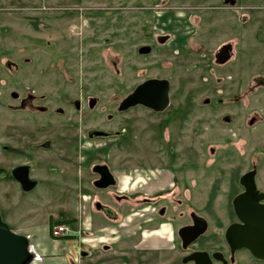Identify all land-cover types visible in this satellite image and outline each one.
<instances>
[{"label":"rangeland","instance_id":"374dc122","mask_svg":"<svg viewBox=\"0 0 264 264\" xmlns=\"http://www.w3.org/2000/svg\"><path fill=\"white\" fill-rule=\"evenodd\" d=\"M226 45L230 59L218 65L215 55ZM147 79L169 82L168 109L118 111ZM258 117H264V0H235L232 7L222 0H0L5 216L16 209L19 220L35 216L37 224L63 206L71 211L65 216H75L80 185L92 191L94 165H107L121 187L125 176L141 184L142 168L158 163L157 153L179 148L181 181L196 177L198 213L208 224L195 246L219 248L225 180L242 154L247 161L258 151L264 157V123L249 127ZM94 129L116 133L89 138ZM19 165H29L38 181L31 192L11 178ZM112 207L120 225V204ZM237 256L238 264H264L245 250Z\"/></svg>","mask_w":264,"mask_h":264},{"label":"flooded vegetation","instance_id":"af4514ba","mask_svg":"<svg viewBox=\"0 0 264 264\" xmlns=\"http://www.w3.org/2000/svg\"><path fill=\"white\" fill-rule=\"evenodd\" d=\"M13 97H15L14 94ZM75 107H77V104H75ZM168 107L169 103L164 111H166ZM143 108L149 113L154 114H161L164 112H154L145 107ZM263 119L264 117L253 118L249 127H253L256 123H264ZM96 131L105 130H91L88 132V137L105 138L96 136L94 134ZM111 133L112 135L109 137L115 136L116 132ZM179 152V148L168 149L165 154L167 156L166 160L162 157L165 156L162 154L163 152L157 153V156H161L158 158V163H148L145 165V168H142L141 172L143 174H141V184H136L138 180H135V177L133 179L131 176H125L127 179L121 187L120 181L116 179L113 171L107 165L96 164L92 167V173L95 175V179L91 182L92 191L90 193L85 192V190L80 189L83 188L80 185L78 193L79 201L88 203L92 213L91 218H93L96 224L98 221V224L104 221L116 223L119 214L112 205L120 204L119 212L121 213V219L127 218L128 222L133 221L134 223L133 227H129L132 232L129 236L132 244L126 249H110L111 246L105 244V239H103V234L107 230L105 227L93 228L90 225L88 229H83L82 225L79 227L78 236L81 238L82 243H89L85 245L87 250L82 251L83 254L95 258L96 255L90 243L99 240L102 245L97 251L109 252V258L119 264H144L146 262L152 263L153 261H155V264H191L189 262L183 263V261L196 251L206 252L211 264H221L223 260L226 261L227 264L240 263V258L237 254L245 249H238L232 252L225 241L224 234L230 225L239 222L232 202L235 197L246 192V186H248L250 182L254 184V192H256L255 194L258 197V205L264 206V157H262L261 152L258 151L253 154V156H256L253 162L252 158L247 161L246 155L242 154V164L235 169L232 179L229 178L225 180L227 198L223 215L226 220V225L223 231L221 245L219 248L215 246L212 247V249H204L203 246H195L200 236L194 241L184 244L187 239L185 236L179 235V232L183 228L194 226L196 217L205 218V216L198 213L195 201L197 199L198 186L196 177L181 181V178H183L181 174L184 172L183 169L186 168H182L181 153ZM98 167H105L111 176L110 183L106 184L104 187L96 186L97 183L104 185L106 181L101 172L96 170ZM29 168L30 174L31 167L29 166ZM130 173L131 171H129V174ZM183 193L188 194L184 196L185 199ZM138 205H141V208L137 209ZM248 206L247 203H243L240 206V210L243 211L244 208L247 209ZM209 208L210 205L205 206V211H207V213H209ZM183 217L186 221L181 223ZM65 224L69 227V234L66 237L72 238L75 236L73 235V228L76 222L68 220V223ZM124 226L128 225H120L121 228ZM207 228L208 224L206 222V230ZM51 229L52 228H50V234ZM141 243H144L142 247L140 246ZM250 257L252 256L250 255ZM118 258L121 260H118Z\"/></svg>","mask_w":264,"mask_h":264},{"label":"water","instance_id":"95a60500","mask_svg":"<svg viewBox=\"0 0 264 264\" xmlns=\"http://www.w3.org/2000/svg\"><path fill=\"white\" fill-rule=\"evenodd\" d=\"M224 5L230 7L235 5V0H222ZM148 52L147 48L140 49V53ZM231 47L223 46L215 55L216 64L222 65L230 59ZM169 82L165 79H147L138 84L119 104L118 111L125 112L136 106H142L154 112L164 111L169 103ZM96 136L109 137L111 132L96 131ZM29 166H16L11 170V177L15 180L23 193H28L36 186V181L29 178ZM106 180L104 185L110 183V175L105 167H98ZM107 182V183H106ZM99 184V185H98ZM254 184L250 182L246 186V192L240 194L233 200V207L238 223L230 225L225 231L224 238L231 251L245 249L255 259L264 260V206L258 205V197L254 192ZM243 203L249 205L247 209L240 210ZM206 222L196 217L194 226L183 228L179 235L185 236L187 241L184 244L194 241L204 234ZM184 233V234H182ZM28 239L12 232L0 215V264H30L33 254L28 248ZM214 257V256H213ZM211 264L206 252L196 251L187 257L183 263ZM221 264H227L221 261Z\"/></svg>","mask_w":264,"mask_h":264},{"label":"crops","instance_id":"0c3cea01","mask_svg":"<svg viewBox=\"0 0 264 264\" xmlns=\"http://www.w3.org/2000/svg\"><path fill=\"white\" fill-rule=\"evenodd\" d=\"M37 202V204L43 203L41 201ZM44 202L46 204L54 203L51 199H47ZM66 203L68 205L70 202L66 200ZM76 203L78 204L77 215L72 217L65 216V214L70 211V207L68 206L65 209V206H63L60 212L56 211L55 214H51L47 219H44L43 222L38 221L37 224L35 223L37 222L35 216L27 217L25 220H19L16 216V209L12 216H5L1 211L0 215L12 232L23 235L28 239V248L33 254V259L30 264H119L109 258V252L97 251L102 245L99 240L90 243L93 246L92 250L96 255L95 258L83 254L82 251L87 250L85 245L89 243H82L81 238L78 236V230L82 225L83 229H88L90 225L93 228L105 227L107 230L103 234V239H105L104 243L111 246L110 249H126L132 244L129 237L132 232L129 227L125 226V228H121L120 225H127L128 219H120V225L112 221H104L100 224H98V221L96 224L93 218H91L92 213L88 203H83L79 201V199L76 200ZM68 220L76 222L73 228V235L75 236L72 238L52 237L50 234L51 225L64 223ZM143 245L144 243L140 244L141 247Z\"/></svg>","mask_w":264,"mask_h":264},{"label":"built area","instance_id":"2783aa9c","mask_svg":"<svg viewBox=\"0 0 264 264\" xmlns=\"http://www.w3.org/2000/svg\"><path fill=\"white\" fill-rule=\"evenodd\" d=\"M69 234V227L65 223L56 224L51 229V235L55 238L66 237Z\"/></svg>","mask_w":264,"mask_h":264},{"label":"trees","instance_id":"16d2710c","mask_svg":"<svg viewBox=\"0 0 264 264\" xmlns=\"http://www.w3.org/2000/svg\"><path fill=\"white\" fill-rule=\"evenodd\" d=\"M64 223H68V221H65ZM59 224H60V223H59ZM54 225H56V224H54ZM54 225H51V228H52Z\"/></svg>","mask_w":264,"mask_h":264}]
</instances>
